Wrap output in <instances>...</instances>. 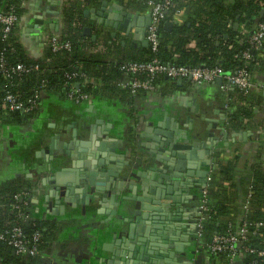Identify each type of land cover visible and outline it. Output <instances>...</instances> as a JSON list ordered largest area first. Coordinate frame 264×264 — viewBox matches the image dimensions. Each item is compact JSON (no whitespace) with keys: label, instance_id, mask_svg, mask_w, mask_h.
I'll return each mask as SVG.
<instances>
[{"label":"crops","instance_id":"1","mask_svg":"<svg viewBox=\"0 0 264 264\" xmlns=\"http://www.w3.org/2000/svg\"><path fill=\"white\" fill-rule=\"evenodd\" d=\"M72 1L80 7V16L73 17V19L77 20L83 38L92 45L93 50L91 52L95 60L100 63L99 68L106 66L105 69L108 68L111 71L118 61L138 58L141 50L147 48L143 45V42L147 41L146 34L141 35L143 28L131 27V32L122 33L107 25L105 16L98 15V13L110 15L106 12L107 9L103 10L102 0H97V3L90 0ZM106 1L108 7L113 8V13L125 11L138 17H149L147 10L142 9V6L135 4L133 0H126L129 5L125 3L126 1L122 2L124 4L114 0ZM66 2L67 0L24 1L26 11L23 18L19 20L16 36L23 45L27 56L31 59L40 58L47 42L64 31L66 27L64 23ZM186 16V12L183 11L175 16L170 23L174 26V24L183 22ZM85 28L90 29L89 35H83ZM259 54H264V49ZM104 71L99 73L101 75L97 77L96 75L93 78L88 77V80L91 79L90 82L98 84V87L115 88L114 73L108 71L104 73ZM225 74L227 76L229 73ZM182 81L180 85L176 83V89L172 90L168 97H160L157 92H154L145 98L136 99L129 103L123 99L114 98L110 91H107L93 97L82 109L68 106L59 96L45 95L43 97V110L40 113L41 121L33 118L26 124L7 125L1 129L0 182L15 179L28 180L32 187V200L36 201V203H32L35 214H38L42 220L57 225V229L50 234L49 242H46L45 251L36 259V264H125L121 257L124 232L118 229L128 226L126 221L132 217L130 213L121 211V207L117 208L111 205L109 197L104 203L101 198L97 200L86 199L85 203H81V199L76 197L73 206H70L61 195L58 199L61 201L60 206L64 207V212L55 215L54 211L58 207H56L55 198L58 191L55 189V184H57V178L61 176L58 173L64 170L61 174L65 176V171H75L79 172V178L86 179L84 174L81 175V171H85V166L89 165V162L84 161L81 162V167H74L65 158L60 169L57 166L54 167L48 160L51 157L49 155L50 149L45 146V143L41 144L40 141L36 140V137L43 133H51L58 136L61 146L68 145V142L73 141L74 143L72 131L75 129L78 131L81 128L82 120H87L94 125L97 121L98 131L104 135L103 132L106 130L110 138L120 140V145L116 150L117 156H115L117 160L115 167H118V171L121 172L118 181H135L139 187L137 172L147 170L146 161L151 155L149 148L151 140L145 134L149 126V118L153 114L168 112V116L173 117L176 112L191 110L190 113H184L190 115L194 120H196V116L202 115V113H205L204 119L218 120L219 116L214 115V112L219 110L221 114L226 116L227 120L228 110L227 106L223 105L221 96L226 89L232 91L233 88L224 79L221 84L224 85V88L217 84L196 85L192 83L193 85H188L186 80ZM251 84L252 88L249 94L258 95V106L257 108L253 106L255 114L253 117L244 120L245 128L237 132L247 133L246 139L239 141L238 138L231 137L235 134L232 133L225 141L220 134L217 144L211 149L209 156H205L203 162L197 158L194 161L186 160L184 162L186 167L196 165V162L197 166H201L199 163L203 164L202 169L207 175L219 166H231L232 169L234 167L230 173V177L233 178L231 181H226L223 174L215 171L214 183L234 188H231L235 192L236 199L233 206L237 210L231 218L237 227L242 224L246 217H252L253 214L252 202L249 198L250 193L252 194L253 172L257 169L264 175V97L262 96L264 74L253 76ZM159 89H161L160 85H158L157 91ZM92 106L93 110L90 111ZM66 115L71 118L70 121L64 119ZM175 119L176 122L179 121L178 118ZM222 133H227L226 127ZM81 139L86 140V137L81 136ZM205 140L206 135L203 137V141ZM52 151L53 155L57 152L55 149ZM58 169L59 172H55ZM65 177L71 179L66 180V182H74L77 174L70 173ZM98 178L101 182L106 183L107 177L102 178L98 175ZM190 178L181 173L180 177L176 178V181L174 180L178 185L176 187L171 185V188H175L172 190L173 194L187 188V193L191 196V188H188ZM158 185L160 188L165 186L164 183ZM49 191H51L50 194ZM91 193V191L87 192V194ZM111 194L112 192L108 196ZM131 195V191H123L119 198L122 199ZM182 197L184 196L182 195ZM248 201L250 202L249 208L245 209L244 206ZM193 202L191 197L188 198L186 194L180 203L170 206L166 213L174 209V212L178 213L175 217H180L181 221L171 223L170 220L173 227L164 230L165 234L162 237L170 244L173 240L177 241L179 238H183L187 232H190L188 242L191 243V246L187 248V251L192 253L190 264H213L217 259L210 260L207 253L202 250L204 240L198 235L196 240L192 242V235L194 233L197 235V231L194 232L191 227H194L199 221L198 210L194 208ZM162 203L171 205L169 201H162ZM193 247H199L198 251ZM115 250H118L120 256L114 255ZM165 252L172 251L166 248ZM175 257L177 259L176 262H173L174 264H185L179 259V255L175 254ZM242 261V258L236 255L233 264H243Z\"/></svg>","mask_w":264,"mask_h":264},{"label":"trees","instance_id":"2","mask_svg":"<svg viewBox=\"0 0 264 264\" xmlns=\"http://www.w3.org/2000/svg\"><path fill=\"white\" fill-rule=\"evenodd\" d=\"M24 1L0 0V9L14 14L21 20L26 11ZM90 1L97 3V0ZM114 1L124 4L122 2L126 0ZM133 1L141 5L142 9H146V3L149 1L163 3L165 0ZM169 1L165 20L159 27L160 44L157 51L152 52L151 48L147 47L141 50L140 57L118 61L111 71L108 68L105 69L106 66L99 68L100 63L95 60L91 52L93 47L83 38L82 30L75 20L80 16V7L76 6L72 0H67L64 7L66 27L59 36H54L59 43L69 44V50L54 51L51 40H49L42 56L31 59L16 36L18 24L6 37H4L3 27L0 24V133L1 129L7 125H23L36 118L40 113L41 100L45 95L59 96L64 102H71L74 108L82 109L93 97L99 96L102 92L110 91L114 98L132 103L154 92H157L160 97H168L171 91L176 89L175 80L159 74L150 79L155 85H160L161 89L152 93L145 91L132 93L129 88L122 86L125 75L120 67L126 63H147L152 59H157L162 64L176 67H221L224 73L229 74L245 70L252 78L264 74V54L253 51L252 46L247 43L254 24L257 21L264 24V0ZM125 3L129 5L127 1ZM183 11L187 14L186 19L174 24L171 30H165L164 24L171 22ZM241 26L245 28L246 34L239 31ZM244 53L248 54L249 59H243ZM17 66H22L23 70L16 71ZM104 70L114 73L115 88L98 87V84L90 82L91 79L88 80V77L101 75L99 73ZM147 77L145 73L129 75L127 81L145 80ZM186 83L193 85L190 81ZM206 84L216 85L215 82L200 85ZM76 85L78 88L75 87ZM220 86L224 88V85ZM222 93L223 105H226L228 110L226 130L229 134L240 132L245 128L243 121L255 114L253 106L257 108L259 97L253 93L245 94L236 88L232 91L226 89ZM7 94L13 95L27 111L6 109L3 101ZM80 95L88 97V100L76 102V97ZM245 101L249 103L246 105ZM233 169L231 166H219L215 171L223 174L226 181H231L233 178L230 177V173ZM253 179L251 197L253 214L248 221L264 223V175L256 169L253 172ZM31 188V183L26 179L0 182V233L6 236L13 228H20L29 241L35 233H39L41 241L37 245L38 254L35 256L17 254L7 242L0 241V259H2L0 264H36V259L46 249L50 234L57 229L56 224L42 220L38 214H35L28 197L16 199V196L22 193L31 195ZM231 188L233 187L205 182L198 193L200 194L199 205L205 201L208 209L205 213L206 222L202 224L201 238L205 240L202 250L207 253L210 260H212V255L209 244L212 237L214 235L226 236L237 231V226L231 218L237 210L233 206L236 199L235 192ZM204 189L207 191L205 198L202 196ZM193 248L197 251L199 249V247ZM245 249L264 252L263 228L259 229L257 237L239 241L234 251H223L214 263L211 262L232 264L230 256L235 253L242 258L243 264H264V257L260 258L255 253H246Z\"/></svg>","mask_w":264,"mask_h":264},{"label":"water","instance_id":"3","mask_svg":"<svg viewBox=\"0 0 264 264\" xmlns=\"http://www.w3.org/2000/svg\"><path fill=\"white\" fill-rule=\"evenodd\" d=\"M102 8L103 10L107 9L106 12L110 13V15H106V13H98V15H104L107 25L117 29L119 32L128 33L131 32V27L137 26L143 28L141 35H144L150 26V16L142 18L125 11L113 13V8L108 7L106 0H102ZM172 27L173 24L170 22L164 24L165 30L169 31ZM89 33V28L83 30L84 36L89 35ZM143 45L148 47V42L144 41ZM222 81V79H217L215 83L221 85ZM182 82V80H178L177 84L180 85ZM75 87L78 88V85ZM262 96L264 97V92ZM92 110L93 106L90 107V111ZM202 114L201 117L196 116V120L188 118L186 120L187 125H183V122L179 119L178 122L175 121V118L178 117L177 112L173 117H169L168 112H164L161 116L153 114L149 118V126L146 129L147 133L145 136L151 140L149 145L151 155L146 161L147 170L137 172L139 187H137L135 181H118L121 172L118 171V167H115L117 161L115 156H117L116 150L120 145V140L118 138H110L106 130L103 132L104 135L98 131L96 127L97 121L93 126H84L78 131L76 129L72 131L74 142L79 147L77 150H74L72 143H70L69 147L68 145H63L66 152L60 150L56 156H52L53 153L51 152L49 153L51 157L48 160L55 167L59 161H64L65 158L74 167H81V162H89V165L85 166V171H81V175L84 174L86 182L88 181L85 184V191L77 192L80 194L81 199L86 201V199L97 200L101 198L104 203L109 197L111 205L117 208L121 207V211L131 214L132 217L126 221L128 226L119 227L118 229L124 232L121 257L124 259L125 264H174L173 262H176L177 259L175 254L179 255V259L183 263L190 264L191 259L188 256H191L192 253L189 250L187 251V248L191 246V243L188 242L190 232H187L183 238H179L177 241L173 240L170 244L166 242V239H163L161 244L160 238L165 234L164 230L168 229V227H173L171 225L172 222L181 221L180 217H170L166 213L170 206L180 203L186 194L188 198L191 197L187 193L188 191H177L173 194L172 190H175V188H171V185L175 187L178 185L174 180L176 181V178H179L181 173L191 177L189 188H196L199 193L207 179V173L202 169L204 167H202L203 164L199 163L201 166H197L196 162V165L186 167L184 162L186 160L194 161L195 158L203 162L205 156H209L211 149L217 144L220 134H222L225 141L230 136L228 132L222 133V130L226 127V116L221 114L219 110H215L214 115L219 116L220 121L219 118L218 120L204 119L205 114ZM204 135H206L205 141H203ZM81 136H85L86 140H82ZM231 137L238 138L241 141L246 139L247 133H235ZM69 172L77 174L78 177L79 172ZM69 172L65 171L64 175L70 174ZM98 175L102 178L107 177V181H111L113 184L111 196L107 195L106 197L102 193V183L96 179ZM68 179L71 180L68 177L65 180ZM160 183H164L165 186L160 188L158 185ZM63 185L64 183L57 190L58 194L55 197L56 207L58 206L56 211H54L55 215L64 212V207L60 206L61 201L58 199L60 195L65 197V194L62 193L63 191L60 190L64 189ZM71 185L72 182H67L65 183V188L71 187ZM92 189L93 194H87L88 191L92 192ZM60 191L61 193H59ZM123 191H131L132 195L120 199L119 197ZM65 201H68V199H65ZM162 201H169L171 205H164ZM198 216L200 217L199 214ZM168 218H170L171 223L168 222ZM191 229L195 232L196 227H191ZM195 234L192 235V242L197 238ZM166 248L172 252L166 253ZM114 255L120 256L118 250L114 251Z\"/></svg>","mask_w":264,"mask_h":264},{"label":"built area","instance_id":"4","mask_svg":"<svg viewBox=\"0 0 264 264\" xmlns=\"http://www.w3.org/2000/svg\"><path fill=\"white\" fill-rule=\"evenodd\" d=\"M170 5L169 0H165L163 3H155L153 1H149L146 3V10L151 18L150 26L146 31V40L148 42L149 47L152 52H156L159 44H160V35H159V27L162 22L165 20V14ZM19 23V19L12 13H6L0 9V24L3 27L4 37H6L11 29ZM252 33L249 35L247 43L252 46L254 51L261 53L264 49V24L259 23L258 21L254 24V28L252 29ZM239 31L246 34V30L244 27H240ZM51 43L54 51L59 50H69V44H61L59 43L56 37H52ZM243 59H249L247 53L242 55ZM16 71H22V66H17L15 68ZM120 70L124 73V79L122 80V86L124 88H129L132 93L136 91H145L148 93H152L157 90V85L153 83L150 79L156 75L163 74L167 78L178 81V80H186L190 81L193 84L200 85L203 83H213L217 79H224L227 84L232 87L243 91L245 94H249L252 88L251 84V76L245 70H238L234 74H229L225 76L224 71L221 67H176L171 65H165L160 63L157 59H152L147 63H126L120 67ZM147 74V79L139 80L136 79L132 82L127 81V76L129 75H138V74ZM77 92V91H76ZM72 98V96H71ZM76 102H85L88 100V97L80 95L76 97ZM246 105L249 102H244ZM3 106L10 111H22L26 112L27 110L24 108L22 103L17 102L16 98L7 94L3 101ZM214 171L212 170L209 175H207L206 182L207 184H212L214 182ZM207 195V191L204 189L202 191V196L205 198ZM251 193L249 198H251ZM22 197H30L27 193H22L16 196V199H20ZM248 198V199H249ZM250 202H246L244 208L248 209ZM207 206L205 201L199 205V222L197 224V232L201 236L202 235V224L206 222V212ZM250 217H246L243 221L242 225L237 227L236 233H229L226 236L214 235L211 239V243L209 244V249L212 255V259H218V255L226 250L234 251V247L239 241H244L251 237H257L258 231L260 228L264 229V223H252L249 220ZM230 225V224H229ZM232 225V224H231ZM0 241H5L9 246H11L17 254L21 255H30L35 256L38 254L37 245L41 241V237L39 233H35L32 236L31 241L26 237L23 231L20 228H13L9 235H4L0 233ZM31 242V245H30ZM246 253H255L258 257H264L263 251H257L253 249H245ZM236 257L235 253H232L230 259L232 264L234 263V258ZM255 264V263H253Z\"/></svg>","mask_w":264,"mask_h":264},{"label":"flooded vegetation","instance_id":"5","mask_svg":"<svg viewBox=\"0 0 264 264\" xmlns=\"http://www.w3.org/2000/svg\"><path fill=\"white\" fill-rule=\"evenodd\" d=\"M41 107H40V113L42 112V110H43V100H41ZM65 103H67V105L68 106H71V107H73V105H72V103L71 102H65ZM68 109V108H67ZM184 112H187V113H190V111H184ZM184 112H180V113H178V119L181 121V122H183V125H187L186 124V120L188 119V118H192L190 115H187L186 113H184ZM40 113H39V115L36 117V119H37V121H41L42 120V116L40 115ZM173 113H175V112H173ZM159 116H161L162 114H160V113H157ZM205 114V113H204ZM197 115H198V113H197ZM203 115V114H202ZM202 115H199V117H201ZM65 120H71V118L69 117V116H67L66 115V117L64 118ZM63 119V120H64ZM81 122V121H80ZM73 124H74V122H72ZM93 123H89V121H87V120H82V122H81V127H84V126H93L92 125ZM42 125H44L43 123H42ZM38 127H39V125H38ZM84 134L87 136V134L85 133V131H84ZM36 140H38V141H40V143L41 144H43V143H45V146H47L49 149H50V152H53L52 151V149L54 150H56L57 152H55V154L53 155V156H56V155H58L59 154V152H60V150H62L63 151V146L61 147V142L59 141V139H58V136L57 135H53V134H51V133H47V134H40L39 136H37L36 137ZM69 144H68V147H69V145H70V142H68ZM71 143H72V145H73V147H74V150H77L79 147H78V145H76L75 144V142L73 143V141H71ZM64 152H66V150L64 149ZM64 162H65V160L64 161H59V163L56 165L57 166V168H61V166H63V164H64ZM54 165V164H53ZM55 167V166H54ZM105 168V167H104ZM59 169L58 170H55V172H59ZM61 172H63V170H61L59 173H58V175H61V176H59L58 178H57V184H55V189L56 190H58L60 187H62V184L64 183V185H63V187H64V189H60V190H62L63 192L62 193H64L65 194V199H68V204L70 205V206H73V204H74V202L76 201L75 200V198L76 197H78V198H80V194H78L77 192H79V191H85V184L88 182H86V179H84V178H79V177H75V180H74V182H72V185H71V187H68V188H65V183H67L66 182V177L65 176H63V174H61ZM99 182H101L100 180H99V178H98V176H97V178H96ZM65 180V181H64ZM102 183V185L101 186H103L102 187V193L103 194H105V196L107 197V195L110 193V192H112L113 193V184L111 183V181H107V178H106V183H103V182H101ZM67 187V186H66ZM202 187H203V185H202ZM189 188V187H188ZM71 190V191H70ZM69 191V192H68ZM183 191H188V189L186 188H184V190ZM50 192L51 191H49V194H50ZM72 192V193H71ZM59 193H61V191L59 192ZM200 193V192H199ZM93 194V189H92V193H91V195ZM190 194H191V199L194 201L192 204H193V206H194V208L195 209H199V199H200V197H199V195L200 194H198V191H197V189L196 188H192L191 189V191H190ZM76 195H78V196H76ZM112 195V194H111ZM30 197H29V201H30V203H31V205H32V203H36V201H33L32 199H33V196L32 195H29ZM81 199V198H80ZM86 201L84 200V199H81V203H85ZM170 217H175V215H178V213L177 212H174V209H172L171 211H169L168 213H167ZM198 214H199V212H198ZM168 222L170 223V218H168ZM199 222V221H198ZM195 223H196V221H195ZM127 227V226H126ZM195 227H196V231H197V223L195 224ZM199 234H198V232H197V236H198ZM123 236H124V233H123ZM200 236V235H199ZM202 236V235H201ZM201 236L199 237V238H201ZM163 239H165L164 237H161L160 238V243L162 244V241H163ZM202 240H204V239H202ZM205 241V240H204ZM169 243V242H168ZM164 246H165V244H164ZM189 258L191 259V256L189 255Z\"/></svg>","mask_w":264,"mask_h":264}]
</instances>
